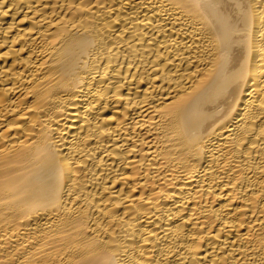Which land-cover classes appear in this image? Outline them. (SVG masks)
Listing matches in <instances>:
<instances>
[{
    "label": "bare ground",
    "instance_id": "bare-ground-1",
    "mask_svg": "<svg viewBox=\"0 0 264 264\" xmlns=\"http://www.w3.org/2000/svg\"><path fill=\"white\" fill-rule=\"evenodd\" d=\"M0 264H264V0H0Z\"/></svg>",
    "mask_w": 264,
    "mask_h": 264
}]
</instances>
